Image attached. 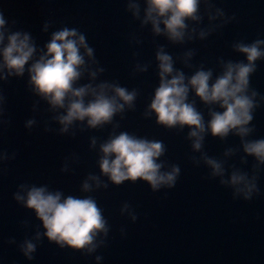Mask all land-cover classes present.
Wrapping results in <instances>:
<instances>
[{"label": "clouds", "instance_id": "obj_1", "mask_svg": "<svg viewBox=\"0 0 264 264\" xmlns=\"http://www.w3.org/2000/svg\"><path fill=\"white\" fill-rule=\"evenodd\" d=\"M121 2L131 21L138 22V30L147 29L155 45L157 84L142 117L177 133L187 129L184 133L190 148L187 159L193 167L203 166L207 171L202 178L216 181L229 191L232 200L250 202L260 197L264 194L259 184L264 172V137H252L256 132L255 112L264 105V94L252 87L251 78L257 71V62L264 61V38L233 40L231 50L243 59L220 56L212 67L203 61L194 64L198 50L183 46L219 33L236 20L234 13H226L217 6V0ZM16 23L9 22L0 8V135L11 124V119L5 117L7 97L2 85L12 78L24 77L26 90L36 97L31 106L33 115L24 121L26 130L30 132L41 124L46 133L73 138L78 132L91 130L107 128L108 133L104 138L88 137V148L96 153L98 173L88 172L80 181L81 195L66 194L47 183L25 181L16 185L12 199L31 210L39 224L20 220L19 225L26 232L23 239L9 237L6 243L15 245L28 261L35 259L38 246L47 240L59 249H70L101 264L104 256L99 250L108 246L112 225L93 193L110 185L137 181L147 184L153 193L173 189L181 167L166 158L168 149L163 140L118 131L126 114L136 110L140 89L101 78L106 69L84 32L67 25L49 31L55 22L45 20L40 31L47 33L48 39L38 45L30 31L13 30ZM157 37L167 44L158 43ZM129 43L139 46L143 40L131 33ZM168 45L182 46V51L174 55L167 50ZM132 55L136 57L139 53L134 51ZM177 63L182 67H177ZM152 64L151 60L135 61L130 76L148 72ZM42 102L46 105L43 112L48 116L38 121L36 114L41 112ZM209 136L220 142L236 137L238 144L212 156L205 150ZM16 156V151L0 147V174L3 166ZM234 158H238V164L230 163ZM79 162V155L72 153L64 157L59 170L74 171L71 165ZM119 214L132 223L139 217L128 201L121 203ZM119 232L124 236L126 227L121 226Z\"/></svg>", "mask_w": 264, "mask_h": 264}, {"label": "water", "instance_id": "obj_2", "mask_svg": "<svg viewBox=\"0 0 264 264\" xmlns=\"http://www.w3.org/2000/svg\"><path fill=\"white\" fill-rule=\"evenodd\" d=\"M217 6L229 15L234 13L236 20L205 41L183 46L198 50L194 64L203 61L207 67H212L220 56L243 59L231 50V42L264 38V0H217ZM0 8L9 22L17 21L13 30L30 31L38 45L48 39V34L40 31L45 20L55 22L49 31L67 25L84 32L106 69L101 78L115 79L121 85L140 89L136 110L126 114L118 131L163 140L168 149L166 158L181 167L180 178L173 189L153 193L147 184L137 181L110 185L93 193L112 225L108 246L99 250L104 256L101 264H264V194L250 202L232 200L229 191L216 181L202 178L207 171L203 166L193 167L187 159L190 153L188 142L184 140L187 129L177 133L142 117L157 84L155 45L147 29L138 30V22H132L124 12L121 0H0ZM131 33L139 36L143 43L130 44ZM156 41L167 44L161 37ZM167 50L175 55L182 51V46L168 45ZM134 51L139 55L133 57ZM137 60H151L153 64L148 72L133 77L130 71ZM257 64L251 84L264 94V61ZM176 66L182 67L179 63ZM184 71L191 72L190 69ZM25 80L26 77L12 78L2 85L7 97L5 117L11 119V124L0 135V147L16 151L17 156L3 166L0 174V264H95L92 257L59 249L47 240L38 246L35 259L28 261L15 245L6 243L9 237L17 241L23 239L26 232L19 225L20 220L39 224L31 210L22 208L12 199L16 185L25 181L47 183L66 194L81 195L80 181L88 172L98 173L96 153L89 150L88 137L104 138L108 133L107 128L91 130L78 132L73 138L46 133L41 124L29 132L23 125L33 115L31 106L36 97L26 90ZM197 106L203 108L199 102ZM45 107L42 102L41 112L36 114L38 121L47 118L48 114L43 112ZM253 123L256 132L252 138L264 137V105L256 110ZM232 144H238V138L230 136L220 142L209 136L205 150L209 155L219 156ZM72 153L79 155L80 162L71 165L74 171L61 173L64 157ZM232 162L238 164V158ZM259 184L264 193V172ZM124 201L133 205L139 214L135 223L119 214ZM121 226L126 227L124 236L119 232ZM27 234H31V229Z\"/></svg>", "mask_w": 264, "mask_h": 264}]
</instances>
